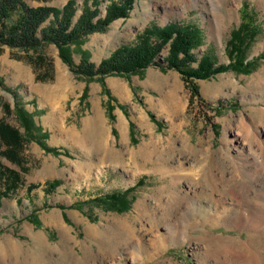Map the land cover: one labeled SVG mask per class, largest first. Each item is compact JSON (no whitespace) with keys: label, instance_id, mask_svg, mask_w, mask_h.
I'll return each mask as SVG.
<instances>
[{"label":"rangeland","instance_id":"rangeland-1","mask_svg":"<svg viewBox=\"0 0 264 264\" xmlns=\"http://www.w3.org/2000/svg\"><path fill=\"white\" fill-rule=\"evenodd\" d=\"M23 1L32 7L61 8L70 0ZM73 1L76 17L85 6L97 8L94 19L104 16L113 3L124 5V0ZM228 7L236 9L234 18L218 25L216 8L207 0H133L126 16L114 19L105 31L89 34L81 46L97 66L120 47L135 46L141 39L153 44L163 27L188 28L198 34V44L191 50L195 61L187 64L189 68L205 57L213 67H223L193 80L195 96L184 75L166 66L171 39L157 53L156 64L143 71L93 79L71 70L53 43L28 51L4 46L0 120L19 127L15 110L24 111L33 122L29 130L33 139L22 151L20 164L0 155V169L15 170L21 177L16 190L0 197V264H132L125 240L165 230L161 220H152V212L160 213L168 178L158 167L151 168L148 149L171 151L170 159L193 162L195 156L183 150L184 140L202 143L206 150L222 148L225 138L235 136L241 113L247 114L250 106L264 107L263 102L250 101L264 91V80L258 85L253 79L264 71V1L234 0ZM221 10L225 12V7ZM241 30L244 39L238 56L231 41ZM72 51L78 65L80 55L74 47ZM40 56L44 62L39 65ZM226 119L231 126L225 125ZM19 129L26 135L24 127ZM3 148L0 144V151ZM178 188L200 191L189 177L182 178ZM192 224V235L242 241L249 237L246 230ZM252 239L264 249V234ZM198 248L192 241L182 242L139 264H198L202 260Z\"/></svg>","mask_w":264,"mask_h":264},{"label":"bare ground","instance_id":"bare-ground-1","mask_svg":"<svg viewBox=\"0 0 264 264\" xmlns=\"http://www.w3.org/2000/svg\"><path fill=\"white\" fill-rule=\"evenodd\" d=\"M229 1L234 0H207L216 8V24L231 22L234 18L236 9L228 7ZM255 75L257 81L253 79L259 85L264 80V71ZM262 93L259 97L251 96L250 101L264 103V91ZM247 110V114L241 113L236 119L235 136L225 138L222 148L206 150L202 143L198 146L184 140L183 150L195 156L193 162L170 159L171 151L148 149L151 168L158 167L168 178L169 190L161 201L160 213L152 212V220L156 223L161 220L165 230L156 229L125 240L123 244L132 257V264H139L143 258H155L167 247L186 241L194 242L202 250L198 264H264V249L256 246L252 239L264 234V135L261 130L264 129V107L250 106ZM225 121L227 127L231 126L229 119ZM172 149L174 151V147ZM184 177H189L200 191L179 189L178 183ZM193 221L246 230L249 237L242 241L223 235L211 238L201 233L192 235L189 227Z\"/></svg>","mask_w":264,"mask_h":264},{"label":"trees","instance_id":"trees-1","mask_svg":"<svg viewBox=\"0 0 264 264\" xmlns=\"http://www.w3.org/2000/svg\"><path fill=\"white\" fill-rule=\"evenodd\" d=\"M132 4L133 0H124L122 6L113 3L107 7L104 16L94 19L99 10L91 9L90 6H85L83 12L76 17L77 9L73 0L68 1L61 8L32 7L23 0H0V53L3 52L5 45L28 51L47 43H53L58 48L60 58L71 70L86 79H93L96 75H100V77L109 74L128 75L143 71L148 66L156 64L154 60L157 53L171 39L169 56L165 60L166 66L180 71L185 77L184 81L191 94L197 95V87L193 80L207 78L223 67H213L205 57L196 68H189L187 64L195 61L191 50L194 45L198 44V34L196 35L188 28L163 27L159 30L158 39L153 44L141 39L135 46L116 49L101 60L97 66L89 61L88 53L81 49L87 36L94 32L105 31L114 19L126 16L127 12L132 9ZM95 5L97 6V3ZM240 32L239 35H236V39L231 41L232 47L236 45L235 52L238 56L242 53L241 44L244 39L243 30ZM173 34H175L174 37H172ZM73 47L80 55L78 65H74L71 56ZM37 62L39 65L42 64L44 58L38 57ZM240 64H243V61ZM247 65L248 63L244 61V67ZM3 107L7 115L13 113L8 104H4ZM15 115L19 127L25 128L26 135L20 132L19 127L0 120V144L4 147L0 151V155L13 163L20 164L22 163V151L29 139H33V137H29L30 125L33 122L20 109L15 110ZM39 143L41 144V141ZM20 179L19 172L12 169H0V182L3 186V190L0 189V197H7L8 194L16 190L21 185Z\"/></svg>","mask_w":264,"mask_h":264}]
</instances>
